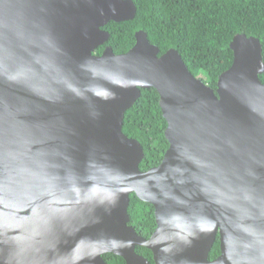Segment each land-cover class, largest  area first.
<instances>
[{
    "label": "water",
    "instance_id": "water-1",
    "mask_svg": "<svg viewBox=\"0 0 264 264\" xmlns=\"http://www.w3.org/2000/svg\"><path fill=\"white\" fill-rule=\"evenodd\" d=\"M136 13L133 0H0V264H152L137 246L154 264H264L261 40L233 37L214 89L144 30L95 53ZM147 88L169 147L143 171L123 125ZM132 193L154 207L148 239Z\"/></svg>",
    "mask_w": 264,
    "mask_h": 264
},
{
    "label": "trees",
    "instance_id": "trees-1",
    "mask_svg": "<svg viewBox=\"0 0 264 264\" xmlns=\"http://www.w3.org/2000/svg\"><path fill=\"white\" fill-rule=\"evenodd\" d=\"M137 6L134 19L111 21L105 26L110 31L108 45L115 53H124L135 44V33L144 30L160 54L177 49L190 71L204 82L217 87L219 75L233 62L230 42L238 33L259 38L264 56V0H133ZM100 46L97 54L103 52ZM264 82V74L261 76ZM167 121L163 116L159 93L155 88L142 89L141 97L126 112L123 131L138 139L145 150L140 164L145 171L162 162L169 141L165 136ZM130 224L144 238H150L156 228L154 207L130 196ZM139 254L154 264L150 249L137 246ZM220 254V242L210 252V259ZM108 264H126L123 257L104 254Z\"/></svg>",
    "mask_w": 264,
    "mask_h": 264
},
{
    "label": "flooded vegetation",
    "instance_id": "flooded-vegetation-1",
    "mask_svg": "<svg viewBox=\"0 0 264 264\" xmlns=\"http://www.w3.org/2000/svg\"><path fill=\"white\" fill-rule=\"evenodd\" d=\"M105 28V27H104ZM108 45V42L105 44V45H103V46H101L103 49L105 48V46H107ZM154 232V231H153Z\"/></svg>",
    "mask_w": 264,
    "mask_h": 264
}]
</instances>
